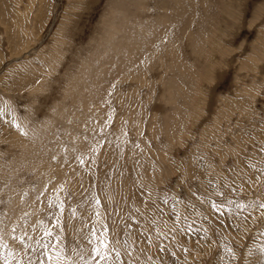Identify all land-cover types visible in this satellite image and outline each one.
Segmentation results:
<instances>
[{"label":"rangeland","instance_id":"1","mask_svg":"<svg viewBox=\"0 0 264 264\" xmlns=\"http://www.w3.org/2000/svg\"><path fill=\"white\" fill-rule=\"evenodd\" d=\"M161 1L0 0V264H264V0Z\"/></svg>","mask_w":264,"mask_h":264},{"label":"bare ground","instance_id":"2","mask_svg":"<svg viewBox=\"0 0 264 264\" xmlns=\"http://www.w3.org/2000/svg\"><path fill=\"white\" fill-rule=\"evenodd\" d=\"M161 1V0H160ZM171 0H169V2H170ZM189 1H191V0H173V1H171L170 3V8L173 10V13L172 14H170L169 13V11L167 12V10L169 9L170 10V8H167V10H166V12L167 13H169V15H164V14H166V13H164V14H162L163 16H164V18H165V21L166 22H164L165 23V27H166V31H168L167 29H169V30H171V32L170 33H172L173 34V32H174V28L175 29H177L178 28V26H181V25H183L185 22H188V19L190 18L191 19V12H192V15H193V13H194V11H195V8L194 9H192V10H190V6H191V4H189ZM162 2V1H161ZM165 3L167 2V1H164ZM164 2H162V3H164ZM160 7V6H159ZM163 7V6H162ZM166 7H168V6H165V8H162L163 9V11H165V9H166ZM197 9V8H196ZM171 11V10H170ZM175 11V12H174ZM196 12V11H195ZM162 17V16H161ZM160 18V17H159ZM163 18V19H164ZM190 19H189V21H190ZM164 21V20H163ZM154 27V26H153ZM183 27V26H182ZM181 27V28H182ZM199 27H201V26H199ZM151 29V28H150ZM161 31V30H160ZM152 32H154V31H152ZM169 32V31H168ZM160 34V33H159ZM164 35V34H163ZM144 36V35H143ZM158 39V38H157ZM152 40V39H151ZM162 40V39H161ZM137 43V42H136ZM146 43V42H145ZM157 43H159L158 41H157ZM155 44V43H154ZM161 44V43H160ZM164 44V43H163ZM135 45V44H134ZM143 45H144V42H143ZM152 45V44H151ZM157 45V44H156ZM125 46V45H124ZM136 49V48H135ZM146 50H147V48H145ZM133 50V49H132ZM140 52H142V51H140ZM144 52V51H143ZM136 53V52H135ZM138 54V53H137ZM139 55V54H138ZM140 56V55H139Z\"/></svg>","mask_w":264,"mask_h":264},{"label":"snow or ice","instance_id":"3","mask_svg":"<svg viewBox=\"0 0 264 264\" xmlns=\"http://www.w3.org/2000/svg\"><path fill=\"white\" fill-rule=\"evenodd\" d=\"M47 247H49L48 245H45V248H47ZM95 251H97L98 253H99V249H94ZM52 259V257L51 256H49V260H51ZM101 259H103V257L101 256Z\"/></svg>","mask_w":264,"mask_h":264}]
</instances>
